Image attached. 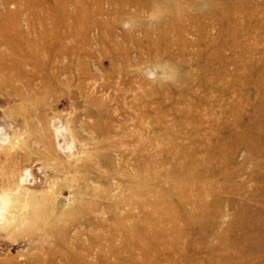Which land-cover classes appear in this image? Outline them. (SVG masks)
Returning a JSON list of instances; mask_svg holds the SVG:
<instances>
[{
  "label": "rangeland",
  "instance_id": "374dc122",
  "mask_svg": "<svg viewBox=\"0 0 264 264\" xmlns=\"http://www.w3.org/2000/svg\"><path fill=\"white\" fill-rule=\"evenodd\" d=\"M0 264H264V0H0Z\"/></svg>",
  "mask_w": 264,
  "mask_h": 264
},
{
  "label": "clouds",
  "instance_id": "9594fccd",
  "mask_svg": "<svg viewBox=\"0 0 264 264\" xmlns=\"http://www.w3.org/2000/svg\"><path fill=\"white\" fill-rule=\"evenodd\" d=\"M126 29L129 27V25L127 24V23H125L124 25H123ZM151 78V77H150Z\"/></svg>",
  "mask_w": 264,
  "mask_h": 264
}]
</instances>
